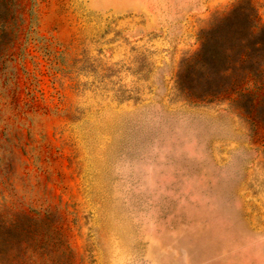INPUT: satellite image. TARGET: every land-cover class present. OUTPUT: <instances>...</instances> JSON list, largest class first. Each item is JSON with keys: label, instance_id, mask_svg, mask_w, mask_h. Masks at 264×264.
<instances>
[{"label": "rangeland", "instance_id": "rangeland-1", "mask_svg": "<svg viewBox=\"0 0 264 264\" xmlns=\"http://www.w3.org/2000/svg\"><path fill=\"white\" fill-rule=\"evenodd\" d=\"M15 17L0 264H264V122L186 90L206 31L264 50V0H19Z\"/></svg>", "mask_w": 264, "mask_h": 264}, {"label": "trees", "instance_id": "trees-1", "mask_svg": "<svg viewBox=\"0 0 264 264\" xmlns=\"http://www.w3.org/2000/svg\"><path fill=\"white\" fill-rule=\"evenodd\" d=\"M19 0H0V38H12L6 32L16 21ZM20 17V15H19ZM212 28L202 37L200 50L192 57L193 69L186 74V90L197 99L223 92L236 93L244 100L252 122H264V50L261 42L227 35L223 28ZM260 45V47H259ZM32 218V217H29ZM11 226V222L3 223ZM28 239L19 242L23 251L29 248Z\"/></svg>", "mask_w": 264, "mask_h": 264}]
</instances>
